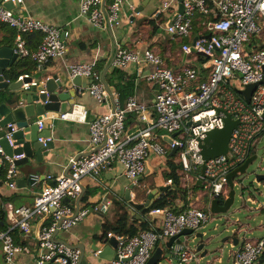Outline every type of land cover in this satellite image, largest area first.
<instances>
[{
	"label": "built area",
	"instance_id": "built-area-1",
	"mask_svg": "<svg viewBox=\"0 0 264 264\" xmlns=\"http://www.w3.org/2000/svg\"><path fill=\"white\" fill-rule=\"evenodd\" d=\"M0 3V21L17 31L14 44L20 58H30L38 65L53 60H64L67 48L61 30L42 19L24 16L15 9ZM20 3L22 0H11ZM129 0H80L81 10L89 16L92 24L106 30L107 25L120 23L121 11ZM208 1L214 4V20L204 22V31L194 36L193 21L196 11L208 13ZM179 0H163L158 14L172 13L165 28L174 39L183 40L182 51L190 54L181 67L171 68L162 55L153 48L133 49L118 47L112 61L113 68H123L130 63H146L152 66L147 73L148 80L156 84L157 92L153 108L130 96L123 106L112 96L104 83L96 62H79L69 66V77L87 76L92 83L85 88L99 103L113 98L110 109L89 122L90 145L70 159L69 171L57 176L49 174L41 190L36 191L31 206L0 207L6 211L10 225L0 232V244L6 262L27 250L15 243L13 231L29 233L36 215L51 219L37 236L39 258L37 264H81L83 251L56 239L60 231L68 230L81 223L93 213L106 215L111 201L103 198L99 202L76 206L65 202V198L76 200L83 195L84 180L87 177L100 179V173L114 162H120L125 174L136 179L145 173L147 161L159 156L168 159L172 148L178 146L177 162L182 166L179 174L196 181L205 162L201 154V142L207 132L223 128L226 111L239 120L229 141V151L206 162L204 187L211 198L226 197L229 192L228 174L243 164L255 146L264 141V0H183L184 12H179ZM133 17L135 8L129 6ZM40 32L43 39L36 49L28 46L26 35ZM210 34L211 37L206 36ZM188 38L190 42L184 40ZM30 74L19 75L16 81L24 80ZM250 83H259L247 102L237 90ZM37 84L35 79L24 82L23 89ZM223 110V111H219ZM155 112V116L153 115ZM128 114L146 123L134 132L126 133ZM71 112L60 114L61 119L75 117ZM79 119H85L81 115ZM40 130L43 121H38ZM173 137V142H163L164 136ZM12 146L13 140L9 135ZM45 144L50 137L39 138ZM15 147V146H14ZM23 155L7 154L0 146V167L6 168V181L16 186L18 167L16 160ZM173 179H166L172 185ZM160 193L157 200L165 197ZM253 203H256L254 200ZM261 210L262 204H258ZM152 216L164 214V218L133 236L108 233L116 237L118 259L104 260L102 264H146L158 244H165L186 228L199 231L209 221L211 213L189 205L182 210L170 206L154 208ZM232 264H260L264 258V237L244 239L241 246L230 244ZM99 252H95L98 256ZM172 260L179 264H202L201 251L189 244H175L171 251ZM205 264H212L207 260ZM264 264V261L261 263Z\"/></svg>",
	"mask_w": 264,
	"mask_h": 264
},
{
	"label": "crops",
	"instance_id": "crops-1",
	"mask_svg": "<svg viewBox=\"0 0 264 264\" xmlns=\"http://www.w3.org/2000/svg\"><path fill=\"white\" fill-rule=\"evenodd\" d=\"M111 1L113 0H106V4ZM162 2L163 0H129L122 8L120 23L113 26L107 25V29L104 31L95 27L89 16L82 12L80 0H22L14 9L25 17L30 16L42 19L46 23L58 27L61 30V36L65 42L67 52L64 60H53L42 65L37 64V68L31 70L26 68L20 75L30 74V76H37L42 72L43 67L44 71L49 73L50 76L57 74L60 77H64L69 75L68 69L71 64L95 61L102 79L109 87L112 96L118 99L123 106L126 105L130 96H135L139 102L153 108L157 87L153 81L147 78V73L152 66L146 63H130L123 68H113L112 61L118 47H130L141 51L150 47L157 50L171 68H178L183 65L184 60L190 54H185L182 51L183 40L174 39L167 33L165 24L172 18V13L158 14ZM144 3L146 4L141 7ZM130 5L135 8L133 17L131 16ZM156 6H158L157 9ZM139 7L141 8L140 11L138 10ZM152 11L154 13L152 16L147 15ZM158 16H164L166 21L161 23L158 31H155L152 35L153 27L149 21L156 19ZM16 36L17 31L15 28L0 21V47H14ZM38 44L37 40H31L29 45L31 48L36 49ZM29 61L36 63L30 58L18 57L6 71V78L10 79V74L18 70L20 63ZM34 79L37 81V78L34 77ZM80 92L82 96L76 100L70 111L76 115L75 117L61 119L60 114L57 112L48 111L45 113L44 119H49V127L52 131L50 138L53 147L43 157L39 158L34 155L30 158L28 165L18 167L15 187H11L7 183L5 179L6 171L5 174H1L0 167V207L31 206L34 193L42 189L46 183L47 175L53 174L57 176L67 173L70 168V159L89 149V122L107 112L112 105L113 98H110L106 103H99L85 88H81ZM82 114L85 115V119H79ZM153 115H156L155 112H153ZM30 119L34 122L39 121L36 113ZM145 125L146 123L140 121L135 114H128L125 131L126 133L134 132ZM162 141L166 142L164 138H162ZM255 148L251 155L256 153ZM169 160L177 162V152L172 157L169 156L168 159L159 156L151 157L147 161L145 173L136 179L129 178L125 174L124 166L117 161L102 170L99 180L87 177L84 180V192L81 200L78 201L77 199L75 202V200L70 199L69 202L75 203L76 206H84L99 202L103 198H108L111 201L110 209L104 216L93 213L72 228L58 232L56 239L81 249L84 252V259L89 264H102L104 259L95 255L91 244L93 242H103L104 246L109 244L111 237L106 234L105 227L108 223L116 226L120 215L119 203L125 205L130 224L140 226L144 220L151 219L154 226L162 217L160 215L151 216L146 210L163 191L166 194L167 190L174 189L179 194V188L182 187L188 191L187 195L182 198V195L179 194L175 200V205L178 207L197 205L202 209H207L209 212L211 201L207 203L206 197L208 193L205 187L199 186L200 189L197 191L192 188L194 185L197 186V180L193 181L183 177L178 170V174L181 176L180 187L174 183L171 186L165 184V174L171 169L168 163ZM30 168H33V170L30 171ZM32 174L35 175V178L32 182H29V176ZM18 180H25V182L19 181L18 183ZM129 189H131L130 199L127 200L125 196ZM223 198L226 199V197ZM248 199L252 203L255 200L250 197ZM246 207L245 204H242L243 209L248 208ZM261 208V210H257V207H249L250 210L264 211V205ZM215 218L214 215L213 218L210 217L209 221ZM48 221L50 223L49 217L36 215L32 218L34 227L31 232L13 231L15 243L24 246L27 250L18 254L15 260L9 263L4 259L3 247L0 244V264H37L39 258L37 236L44 226L49 225ZM8 224L10 225L9 220ZM241 226L246 225L242 223ZM241 226L234 231L233 236H230L229 239L230 244H235L236 247L241 246L245 238L259 239L264 237V235L249 237V232L252 233L254 231L248 228H241ZM263 228L264 224L260 225V229ZM201 230L203 229L201 228L199 231ZM182 238V242L175 244L192 245L191 242L195 240L193 235ZM162 245L164 246V244ZM204 249L208 250L206 247L200 250L203 259L206 261L211 260L212 264H224L222 255L210 257L209 250L203 256L202 252ZM220 252L223 254V250H220ZM171 256V251L167 252L164 258L166 264H179L175 258L172 260ZM203 259L202 261L206 263ZM227 261L232 264L230 254ZM263 261L264 258L261 259L260 264Z\"/></svg>",
	"mask_w": 264,
	"mask_h": 264
},
{
	"label": "water",
	"instance_id": "water-1",
	"mask_svg": "<svg viewBox=\"0 0 264 264\" xmlns=\"http://www.w3.org/2000/svg\"><path fill=\"white\" fill-rule=\"evenodd\" d=\"M3 0H0V3ZM179 12H184L183 0H179ZM146 3L142 4L143 7ZM19 3H14L9 0L4 3V6L10 9H14ZM158 6H156V9ZM140 11L141 8L139 7ZM153 11L147 15L152 16ZM210 38L211 35L206 36ZM19 54L15 52L14 47L4 46L0 47V146L3 150L9 154L13 155H23L21 158L16 160L17 167L28 165L30 163V158L34 155L37 157H43V155L48 154V151L53 147L51 140L46 144L40 141L39 138H47L52 135L51 128L49 127V119H44V115L48 111L57 112L59 114L70 112L79 97L82 96L80 90L81 88H87L89 84L92 83V79L83 75L70 78L69 75L60 77L57 74L49 75L44 71L42 67V72L37 76H29L24 80L11 81L6 78V71L13 65V63L18 59ZM37 78V84L31 86L29 89H23L22 85L24 82H31L32 79ZM264 83V79L260 82ZM259 83H250L246 85L244 89L237 90L243 95L247 102L251 101V96ZM223 111V110H219ZM37 115L38 120L43 121V129L40 130L38 122H34L30 118ZM224 113V126L223 128H215L207 132L206 136L201 142V154L204 159V163L201 167L200 176L196 181V185L204 187L206 175V162L219 155H225L229 151V141L232 136L234 129L238 126L239 120L234 118L232 114L223 111ZM9 135L12 137L14 146L11 145ZM172 137L165 136L164 139L168 143L173 142ZM178 151V146L172 148L169 156L172 157ZM258 155L256 153L252 154L247 158V160L232 170L228 176V186L229 192L221 202V199L215 197L210 202V212L213 215L225 216L231 206L233 205L236 197L235 185L242 183V181L249 177L254 176V180L258 183L264 182V173L257 172L256 170H250V166L257 159ZM172 159V158H171ZM33 168H30L32 171ZM35 175L29 176V182H32ZM22 183L25 180H18ZM133 188V187H132ZM130 191L126 194V199H130ZM82 197L78 198V201ZM65 202H69L70 198H65ZM155 216V215H154ZM164 218V214H160ZM195 236L197 240L196 247L200 251L206 247L210 241L211 237L205 239L204 233L200 231H195L192 228H186L179 234L170 237L166 244L158 245L153 251L150 259L146 264H159L170 252L175 245V243L182 242V237L184 236ZM230 236H227L223 241H228ZM193 240V241H195ZM208 241V242H207ZM236 242V240H235ZM117 239L112 236L109 239V244L104 246L103 242H93L91 244L92 250L94 252H99L98 256L104 260L118 259V254L116 252ZM208 250L204 249L202 255L205 256ZM46 264H51L47 262ZM81 264H89L87 260L84 259V252L81 257Z\"/></svg>",
	"mask_w": 264,
	"mask_h": 264
},
{
	"label": "rangeland",
	"instance_id": "rangeland-1",
	"mask_svg": "<svg viewBox=\"0 0 264 264\" xmlns=\"http://www.w3.org/2000/svg\"><path fill=\"white\" fill-rule=\"evenodd\" d=\"M255 147L258 157L250 166V170L264 173V141H261ZM235 190V201L229 212L225 216L215 215L216 218L208 221L205 226L202 227L203 230L200 231L204 233L205 239L211 237L210 243L206 246L209 250V256L222 255L224 264H229L227 258L230 254L231 245L229 240L223 242V239L227 236H233L234 231H236L242 223L246 226H241V228H248L254 231L252 233L249 232V237L264 235V228L260 229V225L264 224V211L249 209L250 206L258 208V204L264 205V183H258L254 180V176H249L245 178L242 183L236 184ZM249 197L255 199L256 203L250 202L248 199ZM242 204H245L248 208L246 207L247 209H243ZM213 216L212 214L211 218H213ZM196 243L197 240L191 242V246H195ZM220 250H223V254H221ZM203 260L206 261L205 259ZM160 263L166 264V261L163 259ZM202 264L205 263L202 261Z\"/></svg>",
	"mask_w": 264,
	"mask_h": 264
},
{
	"label": "trees",
	"instance_id": "trees-1",
	"mask_svg": "<svg viewBox=\"0 0 264 264\" xmlns=\"http://www.w3.org/2000/svg\"><path fill=\"white\" fill-rule=\"evenodd\" d=\"M208 9H209V12L207 14L204 12H200V11L196 12L195 17H194V21H193V32H192V34L194 36L201 35L202 33H205V32H203L205 21L214 20V4L211 1H208ZM165 21H166V19L164 16H162V17L158 16L156 19L150 20L149 23L153 27L151 34L153 35L155 33V31H158L160 24L165 23ZM35 34L26 35V36H28L27 37V44L29 47H30L29 44H30L31 40H37L40 44L42 39H43L42 33L37 32ZM184 41L190 42V39L186 38ZM39 44H38V46H39ZM26 68H29L30 70L35 69V68H37V63L34 64L31 61L26 62V63L25 62L20 63L18 70L13 71L12 74H10V77H9L10 80L17 79L18 76L20 75V73L23 72V70ZM252 151H254V149ZM168 163L171 166V169L169 172H167L165 174V178L166 179H169V178L173 179L174 184L176 186L180 187L181 176L178 174V170H180L182 166L178 162H176L175 160L174 161L169 160ZM5 171H6V169L1 167V174H5ZM192 188L196 191L198 189H200L199 186H195V185ZM187 192L188 191L185 188H182V187L179 188V194L182 195V198L187 195ZM179 194L174 189L167 190L165 197L163 199L156 200L146 210V212H150L154 208H163L167 205L172 207L174 210L184 209L186 207V205H185V207H178L177 205H175V203H176L175 200H176V198H178ZM220 199H221V202L224 201L223 196ZM206 200H207V203H209L211 200L210 196L207 195ZM118 206L120 208V215L118 217V222H117L116 226H113L112 224H109V223L106 224L105 231H106L107 235L109 232H112L116 235L133 236V235H136L142 231L152 229L153 225H152L151 219L150 220H148V219L144 220V222H142V224H140V226H135L133 224H130L128 214L126 213L125 205L122 203H119ZM204 210L207 211V209H204ZM48 223H49V221H48ZM50 223H51V219H50ZM8 227H9V224H8L6 211L2 210L1 214H0V232L7 230Z\"/></svg>",
	"mask_w": 264,
	"mask_h": 264
},
{
	"label": "clouds",
	"instance_id": "clouds-1",
	"mask_svg": "<svg viewBox=\"0 0 264 264\" xmlns=\"http://www.w3.org/2000/svg\"><path fill=\"white\" fill-rule=\"evenodd\" d=\"M208 195H209V194H208ZM226 197H227V196H226ZM210 198H211V197H210ZM212 199H213V198H211V200H212ZM211 200H210V201H211ZM209 212H210V211H209ZM210 213H211V212H210ZM211 214H212V213H211ZM159 245H162V244H159ZM164 245H165V244H164ZM195 246H196V245H195ZM171 251H172V250H171Z\"/></svg>",
	"mask_w": 264,
	"mask_h": 264
}]
</instances>
